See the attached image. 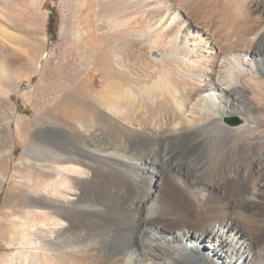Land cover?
Returning a JSON list of instances; mask_svg holds the SVG:
<instances>
[{
    "label": "bare ground",
    "instance_id": "6f19581e",
    "mask_svg": "<svg viewBox=\"0 0 264 264\" xmlns=\"http://www.w3.org/2000/svg\"><path fill=\"white\" fill-rule=\"evenodd\" d=\"M70 1L40 68L46 0H0V164L15 120L40 173L0 216V264H264V0ZM72 90L98 114L74 119Z\"/></svg>",
    "mask_w": 264,
    "mask_h": 264
},
{
    "label": "rangeland",
    "instance_id": "374dc122",
    "mask_svg": "<svg viewBox=\"0 0 264 264\" xmlns=\"http://www.w3.org/2000/svg\"><path fill=\"white\" fill-rule=\"evenodd\" d=\"M65 2V3H64ZM72 3V4H71ZM66 4V5H65ZM73 4L77 5L75 2L70 0H46V2L42 5V10L48 13L47 17V24H46V36H47V47L45 50V54L43 59L41 60L40 68L45 64V61L51 56L52 53H58V42L60 41V29H61V22H62V14H69L68 5L74 6ZM61 21V22H60ZM77 31V27L75 29V34ZM52 52V53H51ZM58 75V76H57ZM56 76L49 78L48 87L52 84H56L57 81L61 77L59 73ZM101 75L97 74L94 79V88L97 92H100L103 87V81L101 80ZM59 78V79H58ZM39 80L38 74H35L30 80H25L20 85V91H16L12 102L14 103L16 110V118L18 116H23L28 118L29 120H35L36 111L31 106V103L28 99L31 97L32 90L36 89V84ZM55 81V83H54ZM53 86V85H52ZM74 90V89H73ZM69 92L66 95V99H69V103L72 104V111L71 114L74 119L77 118H89L94 117L98 114L99 104L95 103V101L91 99H84L78 97L74 91ZM24 95V96H23ZM27 96V97H26ZM29 96V97H28ZM16 103V104H15ZM66 104V103H65ZM63 103H57L54 105V113H63L66 111V105ZM238 117L240 119L239 123L243 122L242 117L240 116H232ZM231 117V118H232ZM41 122L42 119L38 120L37 122ZM37 122H35L37 124ZM75 122V120H74ZM229 122L231 123L230 119ZM72 127V126H69ZM24 141L22 140L21 136L17 131V124L16 121L13 120L12 122V146H13V154L6 157L4 164H0V170L4 172L5 179L3 184L0 185V216L13 208V195L14 194H23L28 191L25 186H22L18 183L23 182L22 176L25 177L29 174L35 172L36 176L40 177L39 171L32 166L29 165H22L21 162L23 161V152L25 149ZM42 146V145H41ZM18 182V183H17ZM205 193V191H203ZM2 230L0 229V254H9L14 249L10 248L8 242L11 240L10 233H4L2 235ZM199 243V242H198ZM197 243V244H198ZM204 248L206 246V251H212V247H209V242H204ZM209 245V246H208ZM208 247V248H207ZM210 248V249H209ZM216 252H212V256L210 259H216Z\"/></svg>",
    "mask_w": 264,
    "mask_h": 264
},
{
    "label": "water",
    "instance_id": "95a60500",
    "mask_svg": "<svg viewBox=\"0 0 264 264\" xmlns=\"http://www.w3.org/2000/svg\"><path fill=\"white\" fill-rule=\"evenodd\" d=\"M230 121H231L232 123L237 124V123L240 122V119H239L238 117H232V118H230Z\"/></svg>",
    "mask_w": 264,
    "mask_h": 264
}]
</instances>
